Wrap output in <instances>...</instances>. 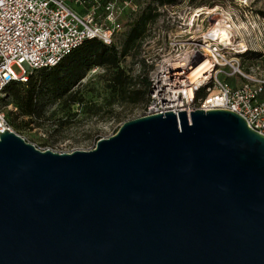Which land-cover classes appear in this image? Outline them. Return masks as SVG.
I'll list each match as a JSON object with an SVG mask.
<instances>
[{
  "label": "water",
  "instance_id": "obj_1",
  "mask_svg": "<svg viewBox=\"0 0 264 264\" xmlns=\"http://www.w3.org/2000/svg\"><path fill=\"white\" fill-rule=\"evenodd\" d=\"M0 264H264V136L199 108L70 154L5 130Z\"/></svg>",
  "mask_w": 264,
  "mask_h": 264
},
{
  "label": "built area",
  "instance_id": "obj_2",
  "mask_svg": "<svg viewBox=\"0 0 264 264\" xmlns=\"http://www.w3.org/2000/svg\"><path fill=\"white\" fill-rule=\"evenodd\" d=\"M138 9L131 0H0V101L5 98L9 84L25 82L34 71L56 66L87 40L114 45L120 15ZM197 10L187 14L181 33L190 36L187 41L177 43L180 51L163 59L150 73L147 111L142 117L167 112L177 115L180 111L175 113L171 106L178 101L187 103L189 87L176 81L174 74L188 72L194 63L201 61L202 66L210 63L211 68L198 75L194 99L183 108L188 119L190 112L198 108L228 110L243 117L250 128L264 136V100H258L264 82L241 72L239 57L248 49L237 43L241 40L239 28L230 14L216 7L199 13ZM217 28L235 43L225 45L216 39ZM226 68L231 73L227 74ZM221 74L240 75L246 83L231 88L218 80ZM200 91L209 94L199 98L200 106L194 108L195 96ZM208 101L213 106L204 108ZM5 130L13 132L0 107V133Z\"/></svg>",
  "mask_w": 264,
  "mask_h": 264
},
{
  "label": "rangeland",
  "instance_id": "obj_3",
  "mask_svg": "<svg viewBox=\"0 0 264 264\" xmlns=\"http://www.w3.org/2000/svg\"><path fill=\"white\" fill-rule=\"evenodd\" d=\"M131 1L139 9L136 12L126 10L120 15L119 28L115 35V46L118 49L139 15L150 7L157 17L147 26L139 51L127 55L121 61L120 66L127 76L142 79L146 75L149 80L155 66L160 65L163 59L178 53L180 48L177 43L187 41L190 36L181 33L189 17L187 14L196 9V13H199L216 7L233 17L240 30L241 40L237 43H244L248 49L246 54L239 57L241 72L254 80L264 82V0H173L163 5L159 4L161 0ZM224 71L231 73L230 68ZM107 79L105 71L93 67L74 87V91L82 99L80 106L72 107L71 113L76 116L67 115L63 107L51 103L45 110L43 121L33 119L27 126L19 129L11 126L13 132L41 151L70 154L92 149L98 140L117 132L124 122L142 117L147 111L148 101L130 106L119 104L117 99L112 100L106 89ZM218 80L231 88H238L246 83L240 75L229 77L221 74ZM136 87H140L138 82ZM208 94L209 91H201L199 98ZM261 98L264 100V89L258 100L261 101ZM1 106L6 116L8 111L16 113L7 95ZM193 106L198 108L200 102L194 101ZM28 121V118H17V122L22 125Z\"/></svg>",
  "mask_w": 264,
  "mask_h": 264
},
{
  "label": "trees",
  "instance_id": "obj_4",
  "mask_svg": "<svg viewBox=\"0 0 264 264\" xmlns=\"http://www.w3.org/2000/svg\"><path fill=\"white\" fill-rule=\"evenodd\" d=\"M173 0H161L159 4L171 3ZM157 14L150 7L134 21L122 41L120 49L114 45H105L98 40H87L72 53L61 60L52 68H44L34 71L25 82H12L5 93L13 103L16 113L7 112V120L10 126L16 129L27 126L31 120L43 121L48 104H57L64 108L69 116L72 107L80 106L82 99L74 91V87L83 79L85 74L93 67H99L105 71L108 79L106 89L117 99L119 104L134 106L148 101L149 80L146 75L140 79H132L121 68V61L129 54H136L144 36L147 26L155 20ZM145 72V70L143 69ZM137 82L140 87L137 88ZM198 92L195 101L199 99ZM0 101V107L1 102ZM28 118L27 123L17 122V118ZM24 122V121H23Z\"/></svg>",
  "mask_w": 264,
  "mask_h": 264
},
{
  "label": "bare ground",
  "instance_id": "obj_5",
  "mask_svg": "<svg viewBox=\"0 0 264 264\" xmlns=\"http://www.w3.org/2000/svg\"><path fill=\"white\" fill-rule=\"evenodd\" d=\"M215 37L219 41L221 40V43H224L225 45H231V44L235 43L234 41H232V39H230V37L228 36V34L225 31H223L222 29H219V28H217L215 30ZM239 45L241 46L242 49H244V50L246 49V46L244 43H239ZM202 64H203V62L198 61V62L193 64V66L190 68V70L188 72H184L181 74H174L176 81L185 82V83H187L186 87H189L186 89V95L188 98L187 103L178 101L175 105L172 104L171 107L175 108V111H176L175 113H178L179 111H183V108L186 106V104L187 105L191 104V99H194L193 87L195 85L198 86L197 78L203 74V71L207 67L211 68L210 63H205L203 66H202ZM209 102L210 101L207 102L208 103L207 105H205L206 103H204L203 107L204 108L205 107H212L213 105H210ZM185 112H186V108H185Z\"/></svg>",
  "mask_w": 264,
  "mask_h": 264
},
{
  "label": "crops",
  "instance_id": "obj_6",
  "mask_svg": "<svg viewBox=\"0 0 264 264\" xmlns=\"http://www.w3.org/2000/svg\"><path fill=\"white\" fill-rule=\"evenodd\" d=\"M263 100V98H261Z\"/></svg>",
  "mask_w": 264,
  "mask_h": 264
}]
</instances>
